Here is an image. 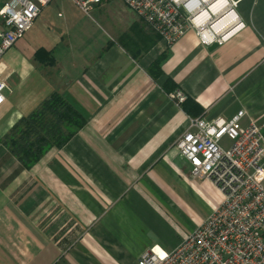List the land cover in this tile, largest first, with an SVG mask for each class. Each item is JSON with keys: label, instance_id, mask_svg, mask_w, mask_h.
Instances as JSON below:
<instances>
[{"label": "crops", "instance_id": "0c3cea01", "mask_svg": "<svg viewBox=\"0 0 264 264\" xmlns=\"http://www.w3.org/2000/svg\"><path fill=\"white\" fill-rule=\"evenodd\" d=\"M230 1L243 26L213 50L192 29L167 45L110 0L96 8L108 29L92 33L61 12L65 32L46 37L36 25L6 52L0 264H138L151 248L173 251L222 205L174 144L189 118L230 120L242 110L238 128L255 121L264 134V0ZM178 90L182 105L170 97ZM54 93L87 123L25 169L2 140Z\"/></svg>", "mask_w": 264, "mask_h": 264}, {"label": "built area", "instance_id": "2783aa9c", "mask_svg": "<svg viewBox=\"0 0 264 264\" xmlns=\"http://www.w3.org/2000/svg\"><path fill=\"white\" fill-rule=\"evenodd\" d=\"M53 1L0 2V62ZM71 1L91 17L93 10L110 0ZM119 1L167 45L190 29L202 45H221L243 26L230 0ZM221 1L224 7L214 12L212 6ZM231 14L233 21L217 30L216 26ZM3 74L0 70V102L8 89ZM170 97L177 105L187 100L181 90ZM245 115L242 110L230 120L189 118L185 132L174 144L178 155L189 163L191 178L212 181L224 201L173 251L151 248L138 264H264V134L262 125L255 121L241 131L238 124Z\"/></svg>", "mask_w": 264, "mask_h": 264}, {"label": "trees", "instance_id": "16d2710c", "mask_svg": "<svg viewBox=\"0 0 264 264\" xmlns=\"http://www.w3.org/2000/svg\"><path fill=\"white\" fill-rule=\"evenodd\" d=\"M43 51L37 52L41 56ZM162 59L152 67L154 75ZM87 123L66 99L54 93L30 116L22 118L2 140V144L25 169L34 167L52 148L64 147Z\"/></svg>", "mask_w": 264, "mask_h": 264}, {"label": "rangeland", "instance_id": "374dc122", "mask_svg": "<svg viewBox=\"0 0 264 264\" xmlns=\"http://www.w3.org/2000/svg\"><path fill=\"white\" fill-rule=\"evenodd\" d=\"M0 1H8V0H0ZM107 3L108 2H106L100 8H104V6ZM112 3H114V5L118 4V2H114V1ZM61 12L65 13L69 18L81 20L82 23H79L78 27L82 28V26H85L92 33H96V34L102 30L101 27H103L104 29H108V26L110 24L108 17H106V16L102 17L104 15V13L99 9L93 10L91 13V17H89V16H86L85 14H83L78 9V7L74 5V3L71 0H54L48 7H46L42 11L40 17L35 21L32 29H34L37 25L36 28H42L43 29L42 33H44L46 35V37H48V36L51 37L52 34H54L55 32L56 33L65 32V30L62 28V26H63L62 24H63L64 20L60 16ZM48 21L50 23H48V25H47ZM79 30H81V29H79ZM79 30L76 29L75 31H79ZM227 143H228L227 140H225L224 144L227 145ZM188 215H189L188 217L190 219H193L195 216V211H194V213L190 212V214H188ZM185 229H186V227H185Z\"/></svg>", "mask_w": 264, "mask_h": 264}, {"label": "bare ground", "instance_id": "6f19581e", "mask_svg": "<svg viewBox=\"0 0 264 264\" xmlns=\"http://www.w3.org/2000/svg\"><path fill=\"white\" fill-rule=\"evenodd\" d=\"M224 5H225V2H223V1H221V2H219V3H217V4H215L214 6H212V10L214 11V12H217V11H220L223 7H224ZM233 18H234V16L231 14V15H228V16H226L217 26H216V29L217 30H219V29H221L223 26H225V25H227V24H229V23H231L232 21H233ZM157 250H159L158 248H157Z\"/></svg>", "mask_w": 264, "mask_h": 264}, {"label": "water", "instance_id": "95a60500", "mask_svg": "<svg viewBox=\"0 0 264 264\" xmlns=\"http://www.w3.org/2000/svg\"><path fill=\"white\" fill-rule=\"evenodd\" d=\"M217 47H218V44H214V45L211 46V50H213V49H215Z\"/></svg>", "mask_w": 264, "mask_h": 264}]
</instances>
